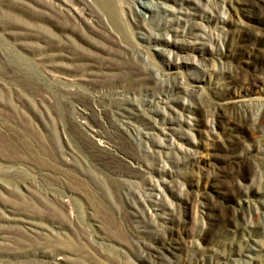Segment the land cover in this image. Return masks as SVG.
<instances>
[{
	"label": "rangeland",
	"instance_id": "rangeland-1",
	"mask_svg": "<svg viewBox=\"0 0 264 264\" xmlns=\"http://www.w3.org/2000/svg\"><path fill=\"white\" fill-rule=\"evenodd\" d=\"M116 3L0 0V264H264V0Z\"/></svg>",
	"mask_w": 264,
	"mask_h": 264
},
{
	"label": "bare ground",
	"instance_id": "bare-ground-1",
	"mask_svg": "<svg viewBox=\"0 0 264 264\" xmlns=\"http://www.w3.org/2000/svg\"><path fill=\"white\" fill-rule=\"evenodd\" d=\"M116 1L117 0H108V10H109V12H110V14H112V15H115L116 13H117V3H116ZM142 4L144 5V6H147V7H149L150 5L146 2V1H142ZM152 8V7H151ZM117 15V14H116ZM116 17V16H115ZM94 131H95V134L97 135V139L99 140V141H104V142H107V143H110V141H109V136L108 135H106V134H104V133H102V132H100V131H98L97 129H94ZM111 144V143H110Z\"/></svg>",
	"mask_w": 264,
	"mask_h": 264
}]
</instances>
